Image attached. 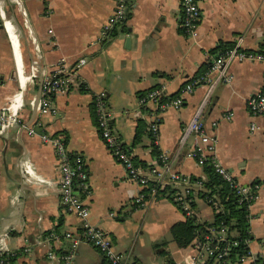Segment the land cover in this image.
Returning <instances> with one entry per match:
<instances>
[{
  "label": "crops",
  "instance_id": "1",
  "mask_svg": "<svg viewBox=\"0 0 264 264\" xmlns=\"http://www.w3.org/2000/svg\"><path fill=\"white\" fill-rule=\"evenodd\" d=\"M126 2L124 21L104 39L101 31L116 0H0V107L11 100L21 122L36 131L0 127V252L13 255L8 264H65L62 255L72 242L67 231L81 238L73 264H106L103 254L83 239L80 217L62 203L56 154L38 131L61 135L69 151L83 157L89 191L78 192L89 205L88 220L105 231L129 263L187 264L197 252L193 241L179 246L172 239L170 226L184 218L174 202V187L148 197L141 206L134 204L143 187L127 177L102 140L93 97L105 92L113 111L112 128L135 162L145 168L158 164L140 93L162 86L167 95L178 94L220 42L232 44L241 37L244 48L264 51V0H199L201 16L194 36L180 28L179 0ZM79 56L86 62L75 83L51 96L55 110H36L51 63ZM230 71L232 80L215 86L202 118L216 137L219 161L240 182L259 183L249 210V248L262 253L264 114L252 115L245 99L264 85V61H234ZM205 88L197 85L183 95L181 106L168 107L160 116L158 150H166L173 168L189 178L205 172L186 154L193 147V136L181 146L179 137ZM194 204L202 219L212 218L213 209L201 197ZM227 264L249 261L233 259Z\"/></svg>",
  "mask_w": 264,
  "mask_h": 264
},
{
  "label": "built area",
  "instance_id": "2",
  "mask_svg": "<svg viewBox=\"0 0 264 264\" xmlns=\"http://www.w3.org/2000/svg\"><path fill=\"white\" fill-rule=\"evenodd\" d=\"M116 1V8L103 25L101 38H109L114 32L115 26L121 24L126 17V0ZM179 1L181 5L180 28L185 34L194 36L201 16L199 0ZM47 11H50V9L48 8ZM243 60L264 61V51L244 48L241 45V37H238L230 46L211 56L203 70L181 85L178 94L170 96L165 93L162 86H154L139 96V104L149 115L148 129L151 142L158 148L161 112L168 107L177 108L181 106L184 94H188L199 84L205 85L206 88L201 100L182 128L179 146L185 142L190 134L193 136V147L186 154L195 158L196 162L201 166L206 162L212 165L214 172L227 181L238 194L237 203L245 204L249 219L251 217L250 206L257 198L259 183L240 182L219 161L215 153L216 137L207 129L202 118L204 108L215 86L219 82H230L232 80L233 74L230 71V64L234 61ZM85 62L86 58L84 56H79L73 61H69L66 58H58L53 61L51 63L52 71L45 75L40 93L35 102L36 110L39 112L54 111L55 109L51 104V96L57 92L67 90L70 85L75 83L77 72ZM32 75V73H29L27 77L32 78ZM245 104L252 115L264 114V85L259 90L249 94L245 99ZM93 105L96 125L105 145L115 158L121 162L127 177L143 187L137 196L134 197L136 206L145 204L148 197L154 196L170 186L174 187V202L184 215H196L197 218L202 219L197 213L194 204L199 197L213 209L212 212L220 209L218 196L204 193L206 187L202 181L206 175L203 174L196 179H191L175 170L173 168V158L166 150L159 151V163L156 165L145 168L135 162L131 150L125 146L112 128L111 117L113 111L108 104L104 91L94 94ZM224 115L229 117L230 112ZM212 124L215 125L216 121H213ZM255 125L252 122L251 128H254ZM1 126H15L18 129L25 128L30 134L36 133L34 127L24 125L21 122L18 110L11 100L8 104L0 107ZM37 133L41 140L49 143L55 151L60 171L57 183L61 191V201L67 210L74 212L82 220L83 239L93 244L103 254L107 264H134L127 261L124 253L113 248L110 238L103 229L88 220L89 205L78 192L80 190L82 194H87L89 191L88 175L83 157L78 153L72 154L61 135L51 134L47 131H38ZM65 236L71 238L72 242L69 245V249L63 253L62 258L65 264H73L74 249L81 238L72 236L70 231L65 232ZM230 236L228 225L224 222H220L217 227L209 226L205 233L197 235L193 239L197 252L187 260V264H201L207 258H211L213 262L220 261L222 264H226L231 256V244L237 243V240H231ZM261 241L264 244V238ZM245 243V252L238 254L236 259L248 260L249 264H264V252L255 253L251 251L249 239H246ZM9 254L11 253L0 252V264H8L7 255Z\"/></svg>",
  "mask_w": 264,
  "mask_h": 264
},
{
  "label": "trees",
  "instance_id": "3",
  "mask_svg": "<svg viewBox=\"0 0 264 264\" xmlns=\"http://www.w3.org/2000/svg\"><path fill=\"white\" fill-rule=\"evenodd\" d=\"M230 45V43L220 42L217 46L211 49L210 52L216 54ZM205 65L206 63L203 65L201 70L205 68ZM173 95H175V93L170 96ZM153 148L156 154H158V148L155 145H153ZM203 169L206 175L205 179L202 181L203 185L206 187V191L204 193L216 194L220 201V209L213 212L212 219L210 220L199 219L196 215H184L183 219L174 222L170 226L171 236L177 245L186 246L190 244L197 235L205 233L209 226L217 227L220 222H224L228 225V229L231 234V240H237V243L231 244L230 247L231 256L228 261L230 262L231 260L236 259L238 254L245 252V240L251 238L249 219L247 217V208L245 204L237 203L238 194L235 192L233 187L228 184L227 181L222 179L214 172L213 167L209 162H206L203 165ZM190 178L196 179L198 176L193 175ZM145 189L147 190V188ZM171 192H174V189H171ZM162 243H164V241L157 242L156 245ZM7 258L10 261L12 260L13 255L9 254L7 255ZM228 262H226V264ZM201 264H222V262H213L211 258H207Z\"/></svg>",
  "mask_w": 264,
  "mask_h": 264
},
{
  "label": "water",
  "instance_id": "4",
  "mask_svg": "<svg viewBox=\"0 0 264 264\" xmlns=\"http://www.w3.org/2000/svg\"><path fill=\"white\" fill-rule=\"evenodd\" d=\"M128 39V38H127Z\"/></svg>",
  "mask_w": 264,
  "mask_h": 264
}]
</instances>
